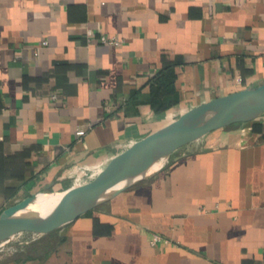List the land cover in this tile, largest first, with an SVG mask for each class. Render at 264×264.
Segmentation results:
<instances>
[{"label":"crops","instance_id":"1","mask_svg":"<svg viewBox=\"0 0 264 264\" xmlns=\"http://www.w3.org/2000/svg\"><path fill=\"white\" fill-rule=\"evenodd\" d=\"M166 62L180 102L157 113L149 88ZM263 82L264 0H0V215L92 182L191 109ZM169 155L41 252L22 243L0 264H264V115Z\"/></svg>","mask_w":264,"mask_h":264},{"label":"water","instance_id":"2","mask_svg":"<svg viewBox=\"0 0 264 264\" xmlns=\"http://www.w3.org/2000/svg\"><path fill=\"white\" fill-rule=\"evenodd\" d=\"M238 98L244 99L232 109L211 118H203L217 104H226ZM262 115H264V82L258 86L247 87L191 109L179 120L138 142L116 166L106 170L94 181L81 185L87 190H93L95 187L104 185L102 190L93 191L92 193H80L73 190L78 185L60 191L51 190L52 187L50 186L44 191L32 194L18 204L5 209L0 215V253L20 231L26 229H35L43 233L54 231L85 212L112 200L139 182L148 179L153 171L150 172L151 167L149 164H143V162L147 161V158L156 148L171 147L170 158L173 153L183 146L213 131L236 123L252 121ZM108 177H110V182L107 181ZM112 183H116L115 187L108 190V186ZM41 194L63 195L61 206L57 211L60 214L68 213L70 218L49 228L33 226V223L37 221L34 218L22 219V213L35 204Z\"/></svg>","mask_w":264,"mask_h":264},{"label":"bare ground","instance_id":"3","mask_svg":"<svg viewBox=\"0 0 264 264\" xmlns=\"http://www.w3.org/2000/svg\"><path fill=\"white\" fill-rule=\"evenodd\" d=\"M244 98L234 99L226 104H217L213 108L210 109L209 113L205 115L203 118H211L219 115L227 110L232 109L234 106L240 104ZM171 146V145H169ZM171 147H158L156 148L152 154L147 158V161L143 162V164H149L150 172L155 169L162 158L166 154H170ZM107 181L110 182V177L107 178ZM116 183H112L108 186V190L115 187ZM84 186H79L74 188L75 192L82 193H92L93 191H100L104 188V185L95 187L93 190L87 188H83ZM63 195L61 194H41L35 204H33L26 212L22 213V219H30V218H38L36 222L33 223V226H40L43 228H49L53 225H56L60 222H64L70 218L68 213L60 214L58 213V209L61 206V198ZM44 210H52L54 212V216H48L44 214ZM45 211V212H46ZM38 235V234H37Z\"/></svg>","mask_w":264,"mask_h":264},{"label":"trees","instance_id":"4","mask_svg":"<svg viewBox=\"0 0 264 264\" xmlns=\"http://www.w3.org/2000/svg\"><path fill=\"white\" fill-rule=\"evenodd\" d=\"M178 66L176 62H166L151 80L148 102L157 113H163L180 102V93L176 87Z\"/></svg>","mask_w":264,"mask_h":264},{"label":"rangeland","instance_id":"5","mask_svg":"<svg viewBox=\"0 0 264 264\" xmlns=\"http://www.w3.org/2000/svg\"><path fill=\"white\" fill-rule=\"evenodd\" d=\"M45 211L46 210H44L45 215L51 217L54 216V212L52 210L51 211L47 210L46 212ZM34 219L38 220V218H34ZM48 233L38 232L35 229L22 230L14 236V239L4 248L3 251H1L0 254L4 255L5 253L10 252L11 250L21 248L20 244L22 243L27 244V246H30L32 250L34 249L35 251L41 252L43 248V245L41 244L43 240L46 238Z\"/></svg>","mask_w":264,"mask_h":264},{"label":"built area","instance_id":"6","mask_svg":"<svg viewBox=\"0 0 264 264\" xmlns=\"http://www.w3.org/2000/svg\"><path fill=\"white\" fill-rule=\"evenodd\" d=\"M88 37L91 40H97L101 44H106V45H111V46H122L124 44V41L115 37V36H107L105 34H98L94 32L93 30L88 31ZM44 44H48V42H44ZM153 244H158L160 242H166L168 243L169 240L164 238L161 234L159 233H154L153 234Z\"/></svg>","mask_w":264,"mask_h":264}]
</instances>
